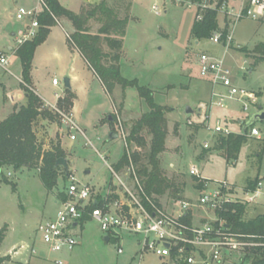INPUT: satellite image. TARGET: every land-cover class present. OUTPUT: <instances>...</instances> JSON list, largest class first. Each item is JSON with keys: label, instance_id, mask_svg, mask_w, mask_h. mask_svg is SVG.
Masks as SVG:
<instances>
[{"label": "rangeland", "instance_id": "374dc122", "mask_svg": "<svg viewBox=\"0 0 264 264\" xmlns=\"http://www.w3.org/2000/svg\"><path fill=\"white\" fill-rule=\"evenodd\" d=\"M59 1L66 9L80 14L90 12L102 0ZM107 1L121 18L129 16L120 62L122 76L129 80L136 79L141 86L149 87L154 91L155 102L166 108L167 138L165 151L160 156V167L166 178L178 184L181 192L178 195L167 192L164 196L154 198L167 210L174 209L175 201L179 199H196L199 192L195 189L194 177L189 173L191 166H196L206 180L227 181L224 194L237 200L247 193L246 189H241L246 181L260 174L263 195L258 203L248 205L245 219L264 213V156L260 160V154L264 150V122H257L247 130L248 143L243 146L238 160L229 163L221 151L214 150L215 137L210 130V126L219 120L232 132L242 134L239 121H248L260 107L264 109V62L254 66L252 59L254 48L264 43V16L237 20L234 16L240 9L248 6L250 0H227L225 11L220 10L218 22L221 30L226 23L229 24V36L233 39L234 49L214 44L211 40L201 41L196 46L191 40L196 5L180 0L176 3L173 0ZM40 2L0 0V53L14 45L12 33H18L28 25V21L17 19L16 9L24 7L41 12ZM155 6H158L159 14L153 8ZM57 24L65 27L67 35L71 36L70 23L66 19L59 20ZM89 26L91 33L96 34L102 23L94 18ZM54 27V35L64 38L61 27ZM41 48L37 55L40 69L35 76L36 86L42 97L54 102L55 93L61 94L64 91L61 70L71 63L73 57L64 48L60 50V58L46 48ZM241 49H245L247 53H242ZM202 52L222 58L231 70L230 78L238 89V94L230 98L226 88L213 86L200 78L197 57ZM20 65L17 59L14 70L19 73ZM10 68L11 65L9 70L14 75ZM81 68L82 61H78L76 69L80 71ZM83 74L89 77V89L79 90L76 94L78 101L75 122L88 139L75 130L63 132L61 119L55 123L39 120L35 125V132L45 149L50 148L51 142L60 141L69 172L74 173L78 181L89 185L98 194L112 185L121 186L112 171L114 164L123 156L126 146L121 138L109 141L111 125L105 121L106 115L113 111V98L116 106L112 115L120 118L127 137L135 121L148 112L149 107L139 97L136 88L123 91L121 87H117L111 96L100 80L95 77L91 79L87 71ZM54 78L60 82L59 87L52 85ZM241 91L246 95L251 93V97L247 99ZM187 107L193 109L192 114H186ZM253 128L259 131L261 139L251 136ZM71 134L76 136V141L71 140ZM146 138L149 144L151 137L146 135ZM205 143L210 152L202 157L206 150ZM137 149L142 153L147 151L132 143L131 152ZM3 173L11 182L4 183L0 176V231L4 229L6 233L5 240L0 245V255L9 258L5 264H59V261L62 264H160L154 256L146 255L142 258L134 238H125L122 243L124 253L118 254L117 244L107 243L106 235L93 221L78 229L80 243L74 251L52 253L42 240L38 228L56 213L59 194L67 184L65 169L61 166L58 184L51 192L46 190L34 169H4ZM118 174L128 189L135 190L134 184L130 180L126 181L127 170L123 169ZM13 185H16L15 189ZM210 186L217 187L215 184ZM227 264H241V261L232 260Z\"/></svg>", "mask_w": 264, "mask_h": 264}, {"label": "trees", "instance_id": "16d2710c", "mask_svg": "<svg viewBox=\"0 0 264 264\" xmlns=\"http://www.w3.org/2000/svg\"><path fill=\"white\" fill-rule=\"evenodd\" d=\"M44 8L37 17L39 31L33 40L25 42L16 50V56L22 66V77L28 87H32V66L33 59L38 47L47 39L51 28L57 25L61 19H66L71 23L74 32L68 38L71 49H76L89 65L90 69L96 74L109 95H113L117 87L123 91L128 88H136L139 97L145 101L149 111L135 121L130 134L127 137L128 146L123 156L113 170L120 172L130 165L132 160L136 167L138 176L143 185L145 193L153 198L164 196L167 192L178 195L181 192L178 184L171 182L164 176L160 167V156L165 151L167 138L166 108L155 102L154 91L149 87L141 86L138 80H129L121 74V58L123 50V38L129 24V16L121 18L114 7L110 6L107 0H102L90 12L76 14L75 12L63 7L59 0H43ZM178 0H173L176 3ZM183 3L198 4L200 0H180ZM227 0H216L214 9H207L203 12V19L196 21L192 25L191 40L205 41L210 40L214 34L221 35L220 41L223 46H227L229 36V24L221 30L218 22L220 9ZM98 18L102 23L98 33L90 31L89 23L92 19ZM233 40L229 48L234 49ZM242 53H247L241 49ZM254 66L264 62V43H260L253 51ZM248 57V56H247ZM251 57V56H249ZM248 57V58H249ZM26 95V105L16 108L11 115L0 122V176L6 184H11L10 180L4 175V169L21 171L23 169H34L38 172L40 180L47 191L51 192L58 184L60 168L57 166L58 160L65 158L66 154L60 141L51 142L50 148L45 149L44 145L38 140L35 132V125L39 120L58 122L60 116L52 110L45 108L43 100L30 88H24ZM76 96L66 89L65 96L58 101V108L61 111L70 113ZM113 121H105L111 125L112 132L116 133L115 125L117 117L110 115ZM151 137L148 144L146 135ZM249 136L246 133H231L227 136L220 135L216 141L214 150L222 152V156L229 163L237 161L244 145L248 143ZM137 148L147 151L142 153L138 149L131 152V144ZM148 147V148H147ZM210 150H205L202 157H205ZM264 156V150L260 154V160ZM65 169V168H64ZM69 170L65 169L66 182ZM194 186L197 191L204 189V182L196 177L193 178ZM258 180L249 182L247 191H254ZM67 185V184H66ZM16 185H13L15 189ZM66 190V188H65ZM65 190L59 194V201H66ZM98 204H92L87 213L80 221L82 228L91 221L89 212L101 204V197L97 198ZM247 205L240 203H228L217 212L220 219L226 222V226L237 234L253 237V241L264 245V213L258 214L254 218L245 219ZM188 222H191L189 217ZM6 233L0 231V245L5 240ZM116 243V240H112ZM8 257L0 255V264H5ZM241 264H264V246L253 248L242 258Z\"/></svg>", "mask_w": 264, "mask_h": 264}, {"label": "built area", "instance_id": "2783aa9c", "mask_svg": "<svg viewBox=\"0 0 264 264\" xmlns=\"http://www.w3.org/2000/svg\"><path fill=\"white\" fill-rule=\"evenodd\" d=\"M40 1L43 9L44 1ZM215 7L216 0H200L196 4L195 20L201 21L203 12ZM153 8L159 14L158 6ZM225 8L226 4L221 9L225 11ZM228 13L233 15L229 10ZM39 14V10H28L24 7L17 10V19L22 22L28 21V25L15 35L16 50L25 42L36 38L40 27L37 20ZM263 16L264 0H250L249 5L240 9L234 17L240 20L241 18L256 19ZM68 38L70 37L68 36ZM220 38L221 35L216 33L210 40L214 44H222ZM231 40H233L232 37L228 36L227 46ZM10 64L11 56L0 53V68L11 74ZM197 65L201 79L213 86L218 85L226 88L230 98L239 93L230 78L231 70L225 65L222 58L202 52L197 57ZM18 81L23 88L32 89L27 86L23 78H18ZM53 85L58 86L59 81L54 79ZM241 92L246 95L244 91ZM246 96L249 99L251 93ZM56 97L58 100L62 98L58 94ZM219 105L224 107L222 103ZM49 109L60 116L62 124L67 130H75L84 135L71 112L61 111L57 105H50ZM189 124L192 125L191 122ZM210 130L215 141L220 135L227 136L234 133L227 125H222L219 120L215 125L210 126ZM116 132L127 147V135L118 116ZM251 136L260 139V133L256 128L251 129ZM70 138L76 140L74 134H71ZM208 147V144L205 143L204 148L208 149ZM112 172L120 181L121 186H110L105 195L101 197V204L91 210L89 216L91 221L96 222L100 230L109 237V242L116 240L118 254L124 253L122 243L127 237L136 239V247L142 258L146 255L154 256L160 264H227L232 260L241 261L253 248L264 246L253 241L252 236L232 232L230 227L226 226V222L217 215V212L228 203H240L247 206L258 203L262 195L261 182H258L254 191H247L240 200L228 198L224 194V188L228 185L227 181L206 180L201 176L196 166H191L190 175L202 180L204 189L198 191L199 196L196 199H179L175 201L174 209L167 210L145 193L132 160L127 168L128 178L126 181L130 180L134 184L135 190L128 189L120 175L114 170ZM214 184L217 187L210 186ZM65 192L68 199L58 201L53 218L40 224L38 228L42 240L52 253L74 251L80 243L77 237L78 229L81 227L80 221L92 204H98L99 195L95 194L89 185L78 181L74 173L67 176ZM189 217H191L190 223L187 220ZM75 224L76 226H74ZM34 252L36 251L34 250ZM58 263L62 264L60 261ZM140 264L154 263L141 262Z\"/></svg>", "mask_w": 264, "mask_h": 264}, {"label": "crops", "instance_id": "0c3cea01", "mask_svg": "<svg viewBox=\"0 0 264 264\" xmlns=\"http://www.w3.org/2000/svg\"><path fill=\"white\" fill-rule=\"evenodd\" d=\"M15 5H18V3H15ZM17 10L18 9H16V13H17ZM57 25H59L61 27V29H62V31L64 33V38H60L59 35L58 36L54 35V32H53L52 29L55 28V27H52L51 31H50V34L47 37L46 41L40 47H38V49L36 50V53H35V56H34V59H33L32 72H31V76H32V87L31 88L43 100V102L45 104V108L49 109L50 105L55 106V105L58 104L59 100L56 97V94H58V93H55V101L54 102L50 101L49 99L48 100L45 99L44 97H42L38 93V89H37V86H36L37 84H36V81H35V76H36V73L39 71L40 66H39V64L37 62V55H38V52H39L40 48L42 47V48H46L47 51H50L55 57L60 58L61 54H62L60 52L61 48L67 49L69 55L71 57H73V58H72L71 63L68 66H65L64 68H62L61 73H62V80L66 79V78H68L70 80L71 91L76 96V98L74 100L73 108L71 110V113H72L73 118L75 120L77 118L76 104H77V101H78V97H77L76 94H77V92L79 90L86 91V90L89 89V82H88L89 77L84 75L83 73H85L87 71L88 75H90V78L91 77H95V78L98 79V77L90 69L89 65L84 60V58L79 53V51L76 50V49H71L69 47L68 35H67L68 32L66 31L65 27H63L61 24H57ZM69 30L72 31V33L74 32V29H73L71 23H70V29ZM15 35H16V32L12 33V37L14 39V45L8 46V48H7V50L5 52L4 51L1 52L3 54H6V55L9 54L11 56V64H10L11 68L10 69L12 70L14 75H9L8 73H6V71L4 69L0 68V122H2L9 115H11L12 112L16 108H19L22 105H26L25 91H24V88L22 87V85L18 81V78H23L22 77V66L20 65V68H21L20 73L14 70V68L17 66V59H18L17 56H16V53H15V49H16ZM194 43H195L196 46H199V44H201V42H198V41H194ZM57 44H59V45L62 44V45L58 46ZM58 48H60V49H58ZM7 51H9V53ZM78 61H82V68H81L80 71H78V69H76V63ZM54 79H56V78H54ZM91 79H94V78H91ZM53 80H52V85H53ZM59 86H60V82H59L58 86H54V87H59ZM65 91H66V88L64 87V91L61 94H58V95L64 97L65 96ZM115 104H116L115 103V99L113 98V100H112L113 111L111 113H109L108 115H106V119H108V117L110 115H112L113 112H115L114 111L115 110V106H116ZM5 112H7V113H5ZM50 123H52V122H50ZM52 125H55V124H52ZM108 125L110 126V124H108ZM239 125H240V121H239ZM109 129H110V131H109V135H110V133L112 132L111 126L109 127ZM61 130L63 132H65L67 130L63 124H61ZM115 130H116V125H115ZM84 136H85V138L88 139L87 135L84 134ZM98 139L100 140L101 138L99 137ZM118 139H119V137H118ZM76 140H77V138H76ZM76 140H72V141H76ZM113 141H115V140H112V142ZM87 173L90 174L89 172H87ZM254 180H258V182L262 183L261 176L259 174L255 178H249L246 181L245 185L243 187H241V189H246L247 186L249 185V182L254 181ZM233 185H235V184H233ZM235 186H237V185H235ZM262 186H263V184H262ZM107 190L99 191L98 195L100 197L104 196L105 193L107 192ZM262 195H263V193H262ZM56 205H57V202H56Z\"/></svg>", "mask_w": 264, "mask_h": 264}, {"label": "water", "instance_id": "95a60500", "mask_svg": "<svg viewBox=\"0 0 264 264\" xmlns=\"http://www.w3.org/2000/svg\"><path fill=\"white\" fill-rule=\"evenodd\" d=\"M64 87L66 89H70L71 90V84H70V80L68 78L64 79ZM186 114L190 115L193 113V109L191 107H187L185 110ZM109 121H113V118L111 116L108 117ZM257 122H264V109L263 108H259L257 112H255L249 119L248 121L242 120L240 121V125L243 128V133H246L247 130L251 127H253ZM118 139V134L111 132L109 135V141L112 140H116ZM57 166H62L63 168H65L66 170H68V163L67 160L65 158H62L60 160H58L57 162ZM1 172V171H0ZM76 226V224L74 225ZM105 241L107 243H109V237H105Z\"/></svg>", "mask_w": 264, "mask_h": 264}]
</instances>
